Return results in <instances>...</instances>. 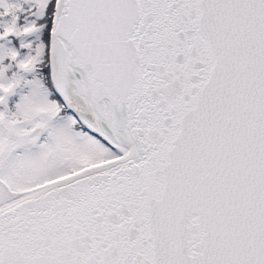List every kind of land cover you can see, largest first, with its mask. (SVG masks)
<instances>
[{"label": "snow or ice", "instance_id": "snow-or-ice-1", "mask_svg": "<svg viewBox=\"0 0 264 264\" xmlns=\"http://www.w3.org/2000/svg\"><path fill=\"white\" fill-rule=\"evenodd\" d=\"M0 264H264V0H0Z\"/></svg>", "mask_w": 264, "mask_h": 264}]
</instances>
